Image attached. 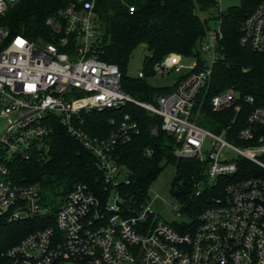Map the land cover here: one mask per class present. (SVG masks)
<instances>
[{"label":"built area","instance_id":"built-area-1","mask_svg":"<svg viewBox=\"0 0 264 264\" xmlns=\"http://www.w3.org/2000/svg\"><path fill=\"white\" fill-rule=\"evenodd\" d=\"M18 1L0 0V16ZM212 1L216 14L222 10L221 0ZM94 4L72 0L57 8L45 20L49 37L40 41L11 35L0 23V117L6 121L0 131V217L49 221L3 250L0 264H264V107L252 106L237 130L230 124L216 133L195 121L217 60L219 20H213L200 45L209 63L193 60L189 72L152 104L123 91L118 66L96 56ZM127 8L134 11L133 5ZM240 41L264 54V0L243 21ZM182 66L181 55L169 53L152 69L165 74ZM238 98L237 91L226 88L211 97L209 107L216 112L233 106L238 111ZM244 101L252 103L253 98L245 95ZM127 102L159 116L160 128L174 138L177 159L204 162L212 185L224 179L220 193L186 231L159 218L152 207L157 195L137 207L119 195L124 170L109 152L138 131L127 114L104 139L73 122L81 111ZM54 121L96 156L109 190L103 205L81 182L47 200L40 184L13 182L11 166L17 159L48 149ZM151 132L156 133L155 126ZM244 164L252 171L236 177L241 169L245 173Z\"/></svg>","mask_w":264,"mask_h":264},{"label":"trees","instance_id":"trees-1","mask_svg":"<svg viewBox=\"0 0 264 264\" xmlns=\"http://www.w3.org/2000/svg\"><path fill=\"white\" fill-rule=\"evenodd\" d=\"M70 1L19 0L0 16V23L11 35L44 40L49 37L46 18ZM261 1L238 0L237 5L228 6L216 15L212 0H95L94 52L98 58L118 66L123 91L137 100L155 104L156 96L173 85L151 87L146 78L155 74L152 65L169 53L183 55L203 65L206 59L200 45L210 28L209 21L218 19L221 37L216 48L217 60L212 65L210 81L201 93V96L204 93L203 109L195 121L216 133L230 124L232 130H237L252 106L264 107V54L240 41L243 21ZM130 5L134 6L132 13L128 12ZM141 43L147 51L141 70L143 76H128V61ZM185 75H178L176 81ZM226 88L238 92L240 109L235 111L230 106L211 111V97ZM245 95L253 98L252 103L244 101ZM125 114L136 123L138 131H131L128 141L116 143L109 152L124 170L125 177L118 184L119 195L135 207L139 206L147 200V190L165 164L174 165L170 192L180 203L179 212L184 218L174 221L173 225L181 231L188 230L212 197L220 193L224 179L212 185L207 181L204 162L177 159L172 151L174 138L160 128L159 116L139 105L127 102L118 108L81 111L73 122L90 136L104 139L119 128ZM153 126L156 133L151 132ZM47 145L48 149L43 153L32 151L28 158L14 162L11 166L13 182L19 186L40 184L44 200L66 194L73 184L81 182L103 205L109 190L97 168L96 156L71 136L59 121H54ZM244 165H247L244 166L245 173L241 169L242 173L237 172L236 177L252 171L251 165ZM48 223L42 218L7 220L0 217V253L27 233Z\"/></svg>","mask_w":264,"mask_h":264},{"label":"rangeland","instance_id":"rangeland-1","mask_svg":"<svg viewBox=\"0 0 264 264\" xmlns=\"http://www.w3.org/2000/svg\"><path fill=\"white\" fill-rule=\"evenodd\" d=\"M238 0H221V8L222 10L226 9L228 6L237 5ZM205 15V14H201ZM213 21L210 20L208 25L210 28H213ZM146 47L143 43L139 44L133 51L132 55L128 61L126 67V74L131 77H136L137 72L143 69V58L146 54ZM207 56V55H206ZM204 55V57H206ZM193 60L191 58H186L184 61V68L180 71H170L165 74H154L149 75L147 79V83L154 88H165L170 87L175 81V78L179 74H185L189 71L186 67L191 65ZM206 62L209 63V60L206 59ZM204 93L202 94L200 101L198 103V108L195 111V119L201 113L203 109V102H204ZM146 102V101H145ZM4 119L0 117V131L4 126ZM124 172V171H123ZM175 172L174 165L172 164H165L161 173L153 181V183L149 186L147 190V195L155 196L157 195L158 198L152 202V207L155 213L159 216L160 219L170 223L172 221L180 220L184 218V215H181L179 212L180 203L174 198V196L170 192V183L173 178ZM179 212V214H178ZM40 228V227H39Z\"/></svg>","mask_w":264,"mask_h":264},{"label":"crops","instance_id":"crops-1","mask_svg":"<svg viewBox=\"0 0 264 264\" xmlns=\"http://www.w3.org/2000/svg\"><path fill=\"white\" fill-rule=\"evenodd\" d=\"M186 58H187V57L181 55V61L183 62V64H184V61H185ZM204 59H206V57H204ZM184 66H185V65H183L182 68H184ZM182 68H180V70H181ZM186 68L189 69L188 67H186ZM180 70H178V71H180ZM188 72H189V71H188ZM188 72H187V73H188ZM187 73H185V74H187ZM185 74H179V75H185ZM176 78H177V77H176ZM176 78H175V81H176ZM175 81H174V83H175ZM174 83H173V84H174ZM173 84H172V85H173Z\"/></svg>","mask_w":264,"mask_h":264}]
</instances>
